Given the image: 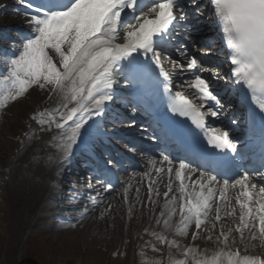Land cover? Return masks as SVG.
Listing matches in <instances>:
<instances>
[{"label": "snow or ice", "instance_id": "obj_1", "mask_svg": "<svg viewBox=\"0 0 264 264\" xmlns=\"http://www.w3.org/2000/svg\"><path fill=\"white\" fill-rule=\"evenodd\" d=\"M192 2L39 0L34 4L32 0H16L27 9L23 12L26 28L8 43L10 51L0 52V89L4 93L0 119L34 93H45L44 100L55 94L56 109H34L15 139L23 146L24 138L32 135V121L42 132L52 131L54 126V139L66 163L78 144L92 150L98 142L118 137L116 124H136L135 119H111L110 114L119 107L142 114L148 119L152 139L162 146L161 166L156 167L155 159L151 165L158 175L166 172L168 176L164 196L174 191L179 194L172 195L165 205V228L172 227V217L179 215L175 234L188 237L194 225L191 238L195 240L201 231L217 230L222 210L232 217L237 215L238 206V223L227 232L220 226L217 242L227 248L236 243V233L241 244L264 243V0H209L228 50L226 74L202 67L186 45L176 42V30L186 19L187 3ZM5 7L0 3V8ZM174 53L178 57L174 58ZM169 66L192 72L188 87L194 90V98L183 88L174 91ZM206 72L214 80L230 75L236 98L222 97L202 75ZM226 105L236 107L240 115L233 112L232 127H213L204 142L198 130L207 127L209 117H225ZM241 117L243 131L234 136L233 130L240 131ZM104 163L112 166L119 162L109 157ZM105 183L106 191L114 188L111 181ZM174 184L178 185L175 189ZM236 189L233 204L227 193ZM153 191L149 184L150 199ZM89 199L97 203L90 194ZM154 235L161 243L180 247L175 240ZM189 252L195 253V249L187 248L185 255ZM225 259L226 264H264L261 256L240 258L238 251L223 249L211 259H196L195 264H225Z\"/></svg>", "mask_w": 264, "mask_h": 264}, {"label": "bare ground", "instance_id": "obj_2", "mask_svg": "<svg viewBox=\"0 0 264 264\" xmlns=\"http://www.w3.org/2000/svg\"><path fill=\"white\" fill-rule=\"evenodd\" d=\"M0 3L6 5L9 1L0 0ZM11 9L14 8L9 5L0 8V29L10 30L15 25L26 27L23 15L20 12H13L15 9L11 12ZM4 41H12L11 36H0V42ZM6 44L8 45V43ZM44 96L43 92L39 96L34 93L28 99L16 103L9 108L6 114H3L0 124V191L2 190L6 195L7 201L4 203L10 210L13 223L8 231L9 245L4 264L14 263V251L18 247L21 237L26 234L28 229L33 228L37 220L45 219L40 214L42 209L55 212L60 208V205L48 204L46 199L53 202L64 201L63 195L60 193L62 189L55 185L57 176L55 171L65 163L62 162L61 149L57 146L58 141L54 139L56 136L54 126L52 131L42 132L40 126L32 121L30 129L32 135L24 138L23 146L15 139L25 128L23 121L34 109L36 111L56 109L58 97L53 94L52 98L44 100ZM21 147L22 150L17 151ZM63 181L60 179V182ZM186 183H191V181H186ZM87 186V192L81 193L68 207L75 211L96 207L98 212H93L91 209L83 210L77 218L78 222L84 225L95 216L98 219L104 217L111 222L115 234L118 235L120 226L125 225L126 221L125 202L130 206L134 205V196H129L127 201L122 195L113 193V189L106 191V187L102 189L94 182L91 187L88 184ZM173 187L175 189L178 185L174 184ZM144 191L146 190L144 189ZM89 194L96 199L95 205L89 199ZM143 194L144 192L139 195V200L142 199ZM173 195H177V192L174 191ZM171 196L162 199L165 204L169 203ZM1 205H3L2 202H0ZM148 209L155 211L152 204Z\"/></svg>", "mask_w": 264, "mask_h": 264}, {"label": "rangeland", "instance_id": "obj_3", "mask_svg": "<svg viewBox=\"0 0 264 264\" xmlns=\"http://www.w3.org/2000/svg\"><path fill=\"white\" fill-rule=\"evenodd\" d=\"M1 121L2 119L0 124ZM6 201V195L1 190L0 202L3 205L0 206V264H4L9 245L8 231L13 225ZM140 208L139 204L133 205L132 210L127 208L129 213L126 214L125 225L120 226L118 235L115 234L111 222L104 217L98 219L95 216L88 223L67 228L65 231L55 230L50 226L51 221L37 220L36 227L34 224L33 228L28 229L21 237L14 251L13 264H148L145 259L151 258L152 255L154 260L164 255L160 251L162 243L156 237L152 238L150 231L146 232L147 223L151 227L159 224L157 217L160 216V212L156 213L157 219L152 221V217L148 214L150 211ZM41 214L46 215V212ZM150 218L152 222H149ZM227 226L230 227L231 224ZM208 229H211V226H208ZM216 235H218L217 230H205L194 241L192 238L186 239L187 247L195 249V253H192V261L190 263L184 261L185 264H195L196 259L208 260L219 252L220 243L215 239ZM208 236L212 239L209 240ZM235 239L239 244V236H235ZM143 240L147 243L139 248ZM230 245L233 248L235 246ZM242 246L247 253H254L253 255L261 250L257 244H254L251 249L248 248L249 245ZM229 248V246L226 248L228 252L231 251ZM147 253L152 255H146ZM170 254V261L176 260V250H172Z\"/></svg>", "mask_w": 264, "mask_h": 264}]
</instances>
